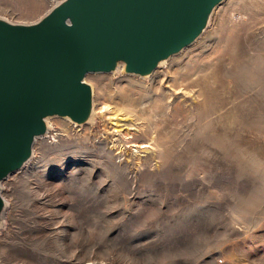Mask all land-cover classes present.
<instances>
[{
  "label": "rangeland",
  "instance_id": "obj_1",
  "mask_svg": "<svg viewBox=\"0 0 264 264\" xmlns=\"http://www.w3.org/2000/svg\"><path fill=\"white\" fill-rule=\"evenodd\" d=\"M53 4L0 0V15L31 22ZM86 79L142 130L121 150L110 115L49 117L4 180L0 264H264V0H224L147 77Z\"/></svg>",
  "mask_w": 264,
  "mask_h": 264
},
{
  "label": "water",
  "instance_id": "obj_2",
  "mask_svg": "<svg viewBox=\"0 0 264 264\" xmlns=\"http://www.w3.org/2000/svg\"><path fill=\"white\" fill-rule=\"evenodd\" d=\"M224 0H54L39 19L0 15V231L4 180L34 157L48 118L93 123L89 73L147 77L197 40Z\"/></svg>",
  "mask_w": 264,
  "mask_h": 264
},
{
  "label": "bare ground",
  "instance_id": "obj_3",
  "mask_svg": "<svg viewBox=\"0 0 264 264\" xmlns=\"http://www.w3.org/2000/svg\"><path fill=\"white\" fill-rule=\"evenodd\" d=\"M162 65H164V62L161 64V66ZM150 108L152 109V112H155L154 105H151ZM100 114L110 115V116H107V117H110V120L116 119V122L112 124L115 126L113 129V132L115 135V137L113 138V143L115 146L118 145V147L121 150L126 148V146H124L126 139H130V138L133 139L135 135L142 130L141 123L143 121L141 120L136 121L133 118V116H131V114L129 115V114H124L120 112L118 110V107H116V105L112 101L111 102L104 101L101 104H96V102L94 103L92 121H94L96 117L101 116ZM153 116L157 117L156 115H153ZM148 134H149V137H148L149 139L147 142H149V144H152V142L155 141L156 139L155 132L150 130ZM122 141L123 143H121ZM142 147L149 148V145L145 144ZM34 155H35V152H34Z\"/></svg>",
  "mask_w": 264,
  "mask_h": 264
}]
</instances>
